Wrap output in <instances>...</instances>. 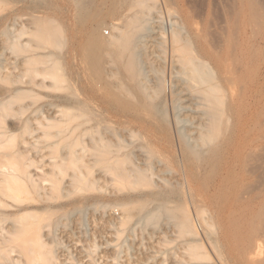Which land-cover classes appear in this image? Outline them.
I'll return each instance as SVG.
<instances>
[{
	"label": "bare ground",
	"instance_id": "bare-ground-1",
	"mask_svg": "<svg viewBox=\"0 0 264 264\" xmlns=\"http://www.w3.org/2000/svg\"><path fill=\"white\" fill-rule=\"evenodd\" d=\"M88 1L79 0L77 9L85 8ZM126 3L124 20L112 26L113 32L109 37H100L94 30L89 36V63L95 79L88 86L98 94L99 107L107 114L103 112L106 114L103 117V113L98 112L91 125H88L92 121L89 117L88 126L81 129L83 137L80 151L77 150L79 153L75 150H69V155L64 153L72 167L77 161L80 163L77 167L79 173L68 172L69 181L65 184L69 186L76 182L78 185L81 179L85 184H91L100 179L104 182L98 187L101 197L119 192L117 184L143 185L155 197L157 193L168 192L171 186L169 182L160 184L155 181L159 172L155 166L167 160L179 166L177 173L191 200L204 185L195 182L200 171L210 166L209 170H213L215 166L219 172L215 179L211 177L214 180L208 185L214 194H218V200L221 199L223 223L219 224H224V230L221 235L223 244L217 238L212 244L216 250L226 245L233 264H264V160L258 156V124L263 125L264 120L263 123L258 120L256 60L257 34L259 24L264 21V3L260 0H127ZM189 3H192L191 7ZM163 20L166 26H162ZM11 24L15 25L14 22ZM35 24L39 36L49 37L48 41L53 45L61 43L54 37L51 27L42 26L41 20ZM249 26L254 29H250L254 35L247 36ZM42 54L44 57L49 55L48 52ZM43 55L36 53L25 60ZM155 62L160 64L161 71L154 68ZM51 69L45 65L38 70L42 79L34 82L37 87L49 85L46 78L54 84L58 75ZM20 90L22 88H12L2 99L0 96V110ZM66 108L79 106L73 102ZM82 108L84 111L90 109L85 100ZM43 110L40 114L48 121L61 117L59 114L49 117ZM2 115L4 113H0V118ZM110 121L117 126L110 125ZM12 135L14 131L0 126V264H61L53 250V246L58 245L52 242L54 225L37 220L42 213L64 210L65 204L48 202L50 204L42 207L31 204L35 196H31V188L37 190L35 188L39 187L43 172L38 174L42 171L38 164V167L33 166L34 171L28 169L32 167L31 155L29 158V149L21 148L19 142L17 146L3 148L2 143ZM18 157L24 160L21 163L13 160ZM218 158L220 161L216 162ZM65 159L66 156L61 155V161H52L49 175L55 178L57 167L65 163ZM161 172L171 170L164 167ZM206 173L210 174L209 171ZM91 178L94 179L92 182ZM52 179L51 190L60 183L64 184V179H60L61 182L59 178ZM110 184L115 185V191L107 190ZM206 186L205 183L203 187ZM39 189L32 192L37 198ZM206 193L208 195L207 189ZM144 196L145 193L138 191L135 195H121L110 201L101 200V197L90 200L83 197L82 200L78 198L81 201L74 206L78 215L88 207L118 208L123 211L122 222L129 217L132 206L155 202L154 199L144 201ZM166 205L157 203L145 217L142 216L143 220H150L162 211L180 231L193 232L196 236L187 212H177L174 207ZM207 217L210 219L209 215ZM217 219L220 221L221 218ZM211 220L203 219L207 229L215 224L213 218ZM192 245L187 244L186 249L194 248ZM95 247L86 249L88 258L93 259ZM199 253L194 256L196 259L202 255ZM188 254L192 259L193 254L190 255V251ZM199 259L187 262L216 264L208 262L209 258L206 261ZM223 260L219 262L224 264L226 259Z\"/></svg>",
	"mask_w": 264,
	"mask_h": 264
},
{
	"label": "rangeland",
	"instance_id": "rangeland-1",
	"mask_svg": "<svg viewBox=\"0 0 264 264\" xmlns=\"http://www.w3.org/2000/svg\"><path fill=\"white\" fill-rule=\"evenodd\" d=\"M78 1L79 0H0L1 99L10 89L22 88V90L14 94V97L9 100L6 107H1L0 113H4V115L1 116V118H4V122L1 121L2 119L0 118V126H6L14 131V135L4 141L2 146L3 148L9 149L12 145L15 144L17 146L20 143L21 148L27 147L29 149L28 156L30 158L31 155L30 159H32V165H30L32 167L28 169L34 171L37 164L40 169H42V171L40 170V173H38L41 175L43 172L40 176L41 179H39V185H37L40 189L39 187L35 188L37 190L39 189V199L36 197V194H32V192L37 190L34 191V189L32 190L31 188V196L35 195L33 196L34 201L33 203L31 202V204L41 207L50 204L48 202L65 204L64 210H58L57 213L56 211L51 213L45 212L42 213L43 215H39L42 217H38L40 221L36 219L39 223L42 220V223L48 222L54 225L52 227V242L58 245L53 246V250L59 262L61 264H189L192 261H198V259L203 256L202 259L204 261L209 258L208 262L211 261V263L223 264L219 261L221 260L222 262L225 258L228 264H233L225 244V247L221 246L223 249L220 247L218 250H216L213 246L214 244H212V241L216 238L219 239L220 242L222 241L223 238L221 235L224 230H222L224 224L220 226V224L223 223V216L221 213L223 209L221 210L220 206L221 199L220 201L218 200V194H214V191L211 189L210 185H208L211 184L219 172L215 166H213V168L216 170V173H213L214 169L209 170L211 166L209 168L206 167L207 170H203L204 172L202 170L200 171L201 173L199 172L201 175L198 174L199 176L196 178L197 181L195 182L198 184L201 183L202 185L206 183L208 187L206 186L204 188V185L202 186L200 184L202 186V192L200 191L201 194L200 192L193 194V199L191 200L186 193L185 186H183V181L177 173L178 170L176 169H178L179 166L167 160L161 162L160 166H155L161 173L159 174L157 171L158 176H156L155 181H158L157 183L160 184L169 182L171 186H169L168 192H165L166 194L164 192V194L157 193L158 195L155 194V197L154 194L143 185L128 186L117 184L116 188L120 190L119 192L121 194L119 192H113L104 195L105 197H101V192L98 187L100 184L102 186L104 182L100 179L93 183L92 180L94 179L91 178V184H85L82 179L80 182L78 181V185L74 182L73 185L78 188L73 187L72 184H70L71 186L65 184V181H69L68 172L78 174L79 169L77 167L80 164L77 161V163H75L76 169H74L75 167H72L73 164L70 165V163H68L67 155L65 154L69 155V150H75L74 152L79 153L83 137V134L81 135V129L91 125V123L93 124L97 115L100 112H104L99 107L100 101L98 97H96L98 94L92 91L88 86V84L90 85L91 81L95 79L93 69L89 63V36L94 30L100 37H109L113 32L112 26H116V24L118 25L124 20V9L127 4V0H89L85 8L78 5V7H80V10H78ZM260 2L264 3V0H260ZM188 5L191 7L192 3ZM37 20H41L42 26L51 27V30L54 32V37L59 41L61 40L59 45L49 43V37L38 35L37 24H35ZM164 20L162 26H164V24L165 26L167 25ZM12 22L15 23L14 26L11 24ZM263 22L259 24L258 27V46L256 45V48L258 47L256 49V53H258V55L256 54V56H258L256 57L258 61V120H261L262 123L264 120ZM250 29H252V27H247V30L250 32L248 33L246 30L247 36H250V34L254 35L255 33H253L254 29H252L253 31ZM47 52L49 54L48 57H44L42 53ZM36 53L43 55V57L25 60ZM45 65L50 66V69L52 68L51 70L55 71L58 77L54 84H50L51 79L46 78L49 85L37 87L34 82L42 79V76L38 74V70H42ZM153 66L157 71H161L160 64L157 62L153 63ZM259 72H261V75ZM64 88H67V90ZM83 100L89 104V111L83 110ZM73 102L78 103L79 108L67 109L66 106ZM42 109H45L43 112L49 117L55 114H59L61 117L48 121L41 116L40 112H42ZM84 112H89V115ZM104 113L102 114V116L104 115L103 117L107 114ZM89 117H91V119ZM89 119L90 121L92 120L89 122L90 124L87 123ZM83 122H85V124ZM113 122L111 123L110 121L111 124H109L117 126V123ZM107 123L108 122H106V124ZM262 126H264V124L261 126L258 124V147L260 146V148H258V156L260 155L259 158L262 157L261 159L264 160V127ZM44 146H46V148ZM61 155L63 157L66 156L67 160L65 159V163H60L61 165L57 167V177L55 176L54 178V176L49 175L51 174L49 172L52 171L50 164L52 161H59ZM13 160L16 162L20 161L21 163L24 159L18 157ZM219 161L220 158L216 160V162ZM24 165L26 166L27 164ZM28 166L29 165L26 167ZM164 167L170 169L171 172L162 173L161 169ZM208 171L210 174H213H209L210 176L207 175L206 172ZM262 171L264 172V170ZM93 173L95 174V171ZM94 174L91 176H94ZM211 177L214 179H211ZM51 178H53L52 180L58 178L59 180L64 179L62 182L64 184L62 185L60 183L57 188L51 190L49 188ZM202 181L204 183H202ZM108 185V191L111 192V189L115 191V185ZM65 187L68 188V191ZM203 189H205L204 192ZM206 189L208 195H205ZM208 189L210 190L208 191ZM126 190L128 192H126ZM41 191L43 193H41ZM138 191L145 193L144 198H142L144 201L154 199L155 202H152L153 204L149 202V204L147 201L146 203L132 206L127 215V217H129L122 220V222L120 221V217L123 215L121 209L103 208L102 206H97L96 208L88 207L86 210L82 209L84 211L78 215V210L74 206V204L81 201L83 197L89 200L102 198L101 200L106 201V199L112 200L121 195H135ZM211 191L214 195H217L214 197ZM23 194V197L26 196V193L25 195ZM214 200H218V204ZM156 202L167 203V207H174V210L177 212L180 210V212H187L186 215L189 216L190 221H192L197 237L192 234L193 232L180 231L168 220L169 218L162 211H160L162 213L159 212L150 220H143L145 219L144 215L154 208L157 204ZM214 205L217 207L214 208ZM46 213L48 215H46ZM208 215L210 219H208ZM216 215H218L222 221L221 219L218 221L219 219H217L218 217ZM48 217L50 219H48ZM202 218L207 221H212L211 219L213 218V221H215L213 223L215 224L207 229ZM191 234L194 235V237L191 236ZM57 242H60L61 245ZM53 243L52 245H54ZM221 243L223 244V241ZM93 244L98 245L96 246L97 248ZM187 244H191L194 248L187 250ZM93 246L95 247V250H93V259H90L86 256V249L88 247L94 249ZM188 251H190V255L193 254L192 259H190L191 257ZM197 253H199V255L202 253L198 259L194 257ZM221 256L224 257L222 258ZM218 257L220 258L218 262H214L217 261L216 258ZM202 259H199V261H203ZM174 261H176V263H174ZM179 261L180 263H178ZM226 262H224V264Z\"/></svg>",
	"mask_w": 264,
	"mask_h": 264
}]
</instances>
